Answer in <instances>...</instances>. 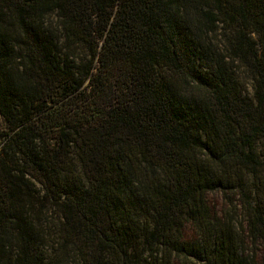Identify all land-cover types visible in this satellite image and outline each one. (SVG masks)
I'll return each instance as SVG.
<instances>
[{
    "label": "trees",
    "instance_id": "obj_1",
    "mask_svg": "<svg viewBox=\"0 0 264 264\" xmlns=\"http://www.w3.org/2000/svg\"><path fill=\"white\" fill-rule=\"evenodd\" d=\"M247 242L264 0H0V264H259Z\"/></svg>",
    "mask_w": 264,
    "mask_h": 264
},
{
    "label": "rangeland",
    "instance_id": "obj_2",
    "mask_svg": "<svg viewBox=\"0 0 264 264\" xmlns=\"http://www.w3.org/2000/svg\"><path fill=\"white\" fill-rule=\"evenodd\" d=\"M208 201H209V208H210L209 213H210V215H213L214 212L217 210H223L224 211V208H225V206H223L224 198L220 195V193H211L209 195ZM231 212L229 213L230 216L234 218V220L237 222V224H239L241 216L237 217L233 212L232 213ZM184 233H185L186 239H188L192 242L197 241V239H198V228L193 222L186 221L185 226H184ZM245 247L248 249L247 252H249L250 254L254 251L257 252L259 264H264V259H263V256L261 255L262 253H261V249L259 247H257L255 249V247L253 246V244L251 242H249V243L247 242Z\"/></svg>",
    "mask_w": 264,
    "mask_h": 264
}]
</instances>
